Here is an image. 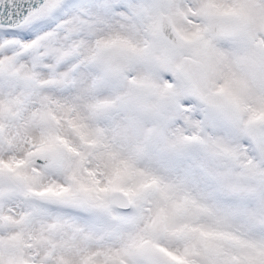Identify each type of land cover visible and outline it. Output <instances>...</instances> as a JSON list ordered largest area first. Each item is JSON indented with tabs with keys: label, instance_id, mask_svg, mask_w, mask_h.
Returning <instances> with one entry per match:
<instances>
[{
	"label": "snow or ice",
	"instance_id": "snow-or-ice-1",
	"mask_svg": "<svg viewBox=\"0 0 264 264\" xmlns=\"http://www.w3.org/2000/svg\"><path fill=\"white\" fill-rule=\"evenodd\" d=\"M0 264H264V0H0Z\"/></svg>",
	"mask_w": 264,
	"mask_h": 264
}]
</instances>
